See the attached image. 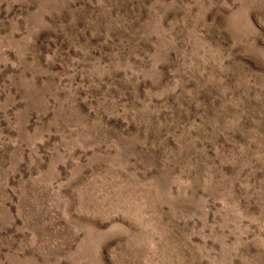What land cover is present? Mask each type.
Wrapping results in <instances>:
<instances>
[{"label":"rangeland","instance_id":"rangeland-1","mask_svg":"<svg viewBox=\"0 0 264 264\" xmlns=\"http://www.w3.org/2000/svg\"><path fill=\"white\" fill-rule=\"evenodd\" d=\"M0 264H264V0H0Z\"/></svg>","mask_w":264,"mask_h":264}]
</instances>
